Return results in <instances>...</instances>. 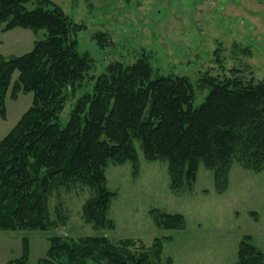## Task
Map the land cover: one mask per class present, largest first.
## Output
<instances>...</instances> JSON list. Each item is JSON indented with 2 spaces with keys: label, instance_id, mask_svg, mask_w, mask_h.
<instances>
[{
  "label": "trees",
  "instance_id": "trees-1",
  "mask_svg": "<svg viewBox=\"0 0 264 264\" xmlns=\"http://www.w3.org/2000/svg\"><path fill=\"white\" fill-rule=\"evenodd\" d=\"M14 28L31 30L36 38L21 55L0 54V117H6L8 96L32 92L33 98L0 139V231L55 227L49 198L76 183L94 192L83 205L84 219L97 229L112 226L107 211L115 192L107 187L106 168L110 162H131L137 171L136 140L147 160L168 162L173 188L192 184L201 164L214 171L219 191L235 160L264 170V81L204 75L199 86L209 91L194 105L189 77L157 73L144 54L90 75L94 59L78 46L86 25L52 0H0V31ZM94 38L105 45L103 32ZM88 76L91 89L76 96ZM69 99L74 103L62 124ZM155 213L165 229L184 222L181 214ZM22 240V255L6 264H28V238ZM250 240L245 236L240 242L235 264H264V253ZM162 247L158 239L135 248L130 238L114 242L104 234L69 239L52 234L47 257L37 264H155Z\"/></svg>",
  "mask_w": 264,
  "mask_h": 264
},
{
  "label": "rangeland",
  "instance_id": "rangeland-1",
  "mask_svg": "<svg viewBox=\"0 0 264 264\" xmlns=\"http://www.w3.org/2000/svg\"><path fill=\"white\" fill-rule=\"evenodd\" d=\"M52 1L86 25L78 34V46L94 59L92 76L109 63L129 64L144 54L157 73L189 77L195 87L194 105L209 91L199 86L204 75L264 81V0ZM99 31L104 33V46L94 38ZM35 38L28 29L0 31V54L21 55L32 48ZM92 76L82 82L76 96L91 89ZM32 98V92L6 98L0 139ZM73 103L74 99L67 101L62 124ZM135 146L137 171L131 162H110L106 168L107 187L115 192L107 211L112 226L97 229L84 219L83 205L94 194L90 187L80 183L59 187L49 198L50 218L57 225L46 231H0V264L22 255L23 237L28 238V264H37L47 257L52 234L67 239L104 234L114 242L130 238L135 248L152 246L158 239L163 247L155 264H235L245 236L264 253V170L247 169L235 160L224 190L219 191L214 171L201 164L192 184L173 188L168 162L147 160L139 141ZM155 210L181 214L184 222L178 229H165Z\"/></svg>",
  "mask_w": 264,
  "mask_h": 264
},
{
  "label": "crops",
  "instance_id": "crops-1",
  "mask_svg": "<svg viewBox=\"0 0 264 264\" xmlns=\"http://www.w3.org/2000/svg\"><path fill=\"white\" fill-rule=\"evenodd\" d=\"M21 32H23V31H21ZM24 33V32H23Z\"/></svg>",
  "mask_w": 264,
  "mask_h": 264
},
{
  "label": "water",
  "instance_id": "water-1",
  "mask_svg": "<svg viewBox=\"0 0 264 264\" xmlns=\"http://www.w3.org/2000/svg\"><path fill=\"white\" fill-rule=\"evenodd\" d=\"M126 1H128V0H126Z\"/></svg>",
  "mask_w": 264,
  "mask_h": 264
}]
</instances>
